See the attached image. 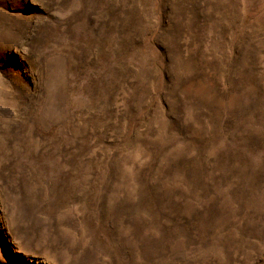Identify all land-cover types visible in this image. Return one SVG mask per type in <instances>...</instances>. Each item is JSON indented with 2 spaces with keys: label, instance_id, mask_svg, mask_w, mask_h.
I'll return each mask as SVG.
<instances>
[{
  "label": "rangeland",
  "instance_id": "rangeland-1",
  "mask_svg": "<svg viewBox=\"0 0 264 264\" xmlns=\"http://www.w3.org/2000/svg\"><path fill=\"white\" fill-rule=\"evenodd\" d=\"M0 264H264V0H0Z\"/></svg>",
  "mask_w": 264,
  "mask_h": 264
}]
</instances>
